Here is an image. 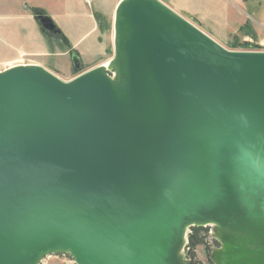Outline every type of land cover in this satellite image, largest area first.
<instances>
[{"label":"water","instance_id":"95a60500","mask_svg":"<svg viewBox=\"0 0 264 264\" xmlns=\"http://www.w3.org/2000/svg\"><path fill=\"white\" fill-rule=\"evenodd\" d=\"M156 2L129 8L124 97L94 70L71 84L38 68L0 76V264H161L160 217L219 204L223 233L195 219L174 264L188 229L208 226L215 264H264L250 220L264 223V52L228 51Z\"/></svg>","mask_w":264,"mask_h":264},{"label":"crops","instance_id":"0c3cea01","mask_svg":"<svg viewBox=\"0 0 264 264\" xmlns=\"http://www.w3.org/2000/svg\"><path fill=\"white\" fill-rule=\"evenodd\" d=\"M118 1L0 0V36L6 38V42L12 46L47 56V49L40 38V22L37 18L39 14H45L55 22L62 35L85 59H94L100 55L99 21L95 14L113 12L116 4L118 8L121 2L120 0L117 3ZM161 1L184 17L196 18L212 33L220 30L236 32L250 24L257 33L264 36V0ZM55 57H63L62 62L59 59L60 64H66V54L57 53ZM70 57L72 62V56Z\"/></svg>","mask_w":264,"mask_h":264},{"label":"rangeland","instance_id":"374dc122","mask_svg":"<svg viewBox=\"0 0 264 264\" xmlns=\"http://www.w3.org/2000/svg\"><path fill=\"white\" fill-rule=\"evenodd\" d=\"M119 1L117 3H119ZM161 2L165 4L163 1ZM117 5L118 4H116L113 12H109L108 14H95L97 20L99 21L100 34L98 36V47L100 48V55H97L94 59H85V57H83V55H81L79 51L70 44L68 39H66L63 35L57 37L51 34L45 30L40 23V38L44 48L47 49V56L37 55L35 53L25 51L22 47L19 48L12 46L6 42V38H2L0 36V73L15 66H39L55 75L60 80L70 82L82 74L95 70L100 66L102 67L104 64L113 59L115 55L114 23ZM165 5L169 9L173 10L167 4ZM177 14L182 16L179 13ZM182 17L228 51L264 52V36L257 33L250 24L243 26L236 32H226L224 30H220L218 33H212L205 29L196 18ZM193 19H196L199 23L194 22ZM73 51H76L82 60V67L80 69H75L72 65L70 56ZM57 53L66 54L67 56L65 57L66 64H63V66L60 64L59 60L61 59L62 62L63 57H57L56 59L55 56ZM112 71L113 73H109V75L116 79L115 71ZM207 228L208 231H205L202 234L200 232L193 231L192 228L188 229L187 245L184 249V262L186 264H215L213 253L217 249H220L222 245L213 236V226H208ZM181 254L183 256V251ZM72 260L73 259L68 255L57 254L47 257L41 264H72Z\"/></svg>","mask_w":264,"mask_h":264},{"label":"bare ground","instance_id":"6f19581e","mask_svg":"<svg viewBox=\"0 0 264 264\" xmlns=\"http://www.w3.org/2000/svg\"><path fill=\"white\" fill-rule=\"evenodd\" d=\"M136 2H146L153 6L159 7L156 0H121L115 13V23H114L115 55L113 59H111L109 62L104 64L102 67L100 66L99 68L94 70L97 71V73L104 75L109 80L113 88V91L119 97H124L129 90L128 57L125 52L124 46L128 41L130 35L132 34V28L129 23V16H128L129 8L132 4ZM21 68L42 69L65 84H71L80 77L79 76L78 78L70 82H64L55 75H53L52 73L43 69L42 67L25 66V65L12 67L6 70L5 72L0 73V76L8 72H11L13 70L21 69ZM109 69L115 71L116 79H114L112 76L107 74L106 70ZM240 187H243V185H241ZM176 193H177L176 188L171 189V194L169 193L174 200H176L175 198ZM234 195H236V193ZM230 201H235L234 197L231 196ZM259 201L261 202V199ZM203 209H204L203 206L196 207V205L195 206L177 205L175 206L173 215L170 214L166 217H160V230L158 233H160L159 239L161 238L160 241L161 244L159 245L157 254L161 264H174V262L176 261V254L178 258H182L181 253L185 245L186 229L190 224L193 223L195 219L201 222H209L207 220H213L211 223L217 226V228H219V230L223 233V229L219 221V217L222 214V205L219 204L216 207L215 212L213 213L214 217L207 216L204 212L205 210ZM250 220L252 222L253 230L256 231L257 233H260L261 235H264V223L260 222L257 215V211H254V213L250 215ZM244 223L245 222L241 220L235 224L234 230L237 232V234L241 232H246L244 229ZM162 235L163 237H161ZM159 239L157 240L159 241ZM177 244H180V249L178 252L176 248ZM60 248L62 247L51 248V249L49 248L46 249L44 252L48 253L59 250Z\"/></svg>","mask_w":264,"mask_h":264},{"label":"trees","instance_id":"16d2710c","mask_svg":"<svg viewBox=\"0 0 264 264\" xmlns=\"http://www.w3.org/2000/svg\"><path fill=\"white\" fill-rule=\"evenodd\" d=\"M192 230L195 232H200L202 234L203 232L208 231V228L207 227H193Z\"/></svg>","mask_w":264,"mask_h":264},{"label":"built area","instance_id":"2783aa9c","mask_svg":"<svg viewBox=\"0 0 264 264\" xmlns=\"http://www.w3.org/2000/svg\"><path fill=\"white\" fill-rule=\"evenodd\" d=\"M72 264H76L73 260L71 261Z\"/></svg>","mask_w":264,"mask_h":264}]
</instances>
